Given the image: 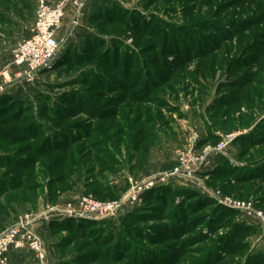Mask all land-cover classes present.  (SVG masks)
I'll return each instance as SVG.
<instances>
[{
  "label": "rangeland",
  "instance_id": "374dc122",
  "mask_svg": "<svg viewBox=\"0 0 264 264\" xmlns=\"http://www.w3.org/2000/svg\"><path fill=\"white\" fill-rule=\"evenodd\" d=\"M4 12L0 68L30 31L10 25L3 35L7 17L24 18L12 7ZM78 19L49 67L0 95V212L11 197L12 223L84 198L118 203L133 185L174 169L179 150L200 154L206 139L216 146L233 137L221 157L264 160V0H95ZM253 77L259 88L249 85ZM198 174L194 182L171 178L162 194L146 191L134 204L124 200L102 225L65 219L67 231L51 227L50 240L62 246L57 259L264 264L261 234H249L251 225L215 197L246 199L264 212V180L232 185ZM70 220L84 227L76 232ZM48 222L59 221L42 219L38 228Z\"/></svg>",
  "mask_w": 264,
  "mask_h": 264
},
{
  "label": "built area",
  "instance_id": "2783aa9c",
  "mask_svg": "<svg viewBox=\"0 0 264 264\" xmlns=\"http://www.w3.org/2000/svg\"><path fill=\"white\" fill-rule=\"evenodd\" d=\"M35 3V16L29 36L21 40L13 49L11 63L0 68V95L15 83H32L42 70L54 62L70 34H59L66 7L71 4L74 8L71 27H75L85 0L58 2L35 0ZM232 139L233 137H227L216 146L205 145L200 154H195L193 146L179 150L176 153L177 166L174 169L162 175L152 176L142 184L133 185L118 203L98 204L90 198H84L76 205L54 207L36 215L20 216L11 226L0 232V264H9L7 253L10 249L28 252L35 264H49L47 250L37 232L42 219L96 222L111 220L117 215L119 205L124 200L134 204L141 194L166 185L171 178H183L186 182H194L195 174L202 169L208 156L211 154L223 156L225 148ZM215 197L221 205L236 211L243 220L259 229L261 238H264V212L257 209L250 201L222 197L219 193H215Z\"/></svg>",
  "mask_w": 264,
  "mask_h": 264
},
{
  "label": "crops",
  "instance_id": "0c3cea01",
  "mask_svg": "<svg viewBox=\"0 0 264 264\" xmlns=\"http://www.w3.org/2000/svg\"><path fill=\"white\" fill-rule=\"evenodd\" d=\"M12 1H14L15 4H12L10 7L14 8L18 13L24 14V18H21V16H18L16 18H14L13 16H11L9 18L7 17L6 18L7 22L5 23V26L2 29L3 35H5V33H6V32H4V28H9L10 25H11V27H10L11 29H14L16 27H20V28L23 27L24 29H28V28L30 29L32 24H33V21H34L35 9H36L35 0H12ZM51 1L58 2L59 0H51ZM94 4H95V0H85V4H84V8H83L82 12H85V10L90 11ZM10 7L8 5H6V3H0V14L5 13L4 9H9ZM73 19H74V8L72 7L71 4H69L66 7L65 16L63 19V22L65 23V24L64 23L63 24H64L65 29H66V31L64 33H70L69 36H71V34L73 33V29L75 28V27H71V22ZM78 20H77V22H78ZM0 28H2V27L0 26ZM28 36H29V34L25 35L26 38ZM12 51H11L10 58L6 60V62H8L7 65H9L11 63ZM244 133H247V132H244ZM227 157L228 156H226V158ZM228 159L231 162L238 164V162L236 160L231 159L229 157H228ZM218 160H219L218 156H215L214 158H211V159L210 158L207 159V162L204 164L202 169L199 171V174L211 171L218 164ZM208 167H210V168H208ZM11 206H10V209H8V207H4L0 212V232L13 224L11 221V218L8 217V213H12V207ZM63 221H65V220H60L59 222H55V223H61ZM51 223H54V222H51ZM50 224H49V222L43 224L41 227L38 228L37 232H38V234H39V236H40V238H41L42 242L44 243L45 248L47 250L48 263L49 264H61V262H64L65 260H58L57 258L60 255L56 254V251H58L57 248H62V246H61V244H58L57 242L56 243L52 242L50 240V238L52 237V233H54V232H52V230H50L51 229ZM250 225L253 226L252 224H250ZM253 227H255V226H253ZM53 231H55V230H53ZM257 231L261 234V231L259 229H257ZM47 236H48V238H47ZM261 240H262L261 243H264V238L263 239L261 238ZM7 258H8L9 264H35V262L32 259V256L28 252H25V251L10 249L7 253Z\"/></svg>",
  "mask_w": 264,
  "mask_h": 264
},
{
  "label": "trees",
  "instance_id": "16d2710c",
  "mask_svg": "<svg viewBox=\"0 0 264 264\" xmlns=\"http://www.w3.org/2000/svg\"><path fill=\"white\" fill-rule=\"evenodd\" d=\"M258 73H262V72L259 71ZM253 80H254V77L250 81L249 85L255 86V87L257 86L259 88V86H261V83L262 82H260V81L255 82V85H254L252 83ZM0 101H1V99H0ZM235 101H230L228 104L229 105H231V104H234L235 105V104L238 103V100L236 102ZM219 129H222V127H219ZM211 141H212L211 139L210 140H207L206 139V140L200 141V145H204V144L207 145ZM259 145H262V143L259 142V143L255 144L254 142H249L248 148H254V147H257ZM242 153H245V152H242ZM242 153L239 154L238 158H241L243 156ZM244 156H246V154H244ZM219 159H220V161L218 162V164L210 172H208V176L213 177L216 180H218L220 178H228L232 182V185H245V184H249L251 182H254V181H256L257 179H260V178L264 180V160L259 161V162H246V163H240V162L237 161L238 164L236 166L234 165L235 167H233V165H231L233 163L228 158L221 157L220 156ZM180 190L182 192H184V193H190V195H194V197L196 198V200L197 199H200V197L201 198L204 197V196H201L197 192H196V194H194L195 192L192 191V190H190V189H180ZM153 191L154 192H151V193L150 192L149 193L147 192L144 195H150V194H154V193L162 194L164 192V187L155 188ZM111 192L113 194L116 193V192H113V191H111ZM237 198L240 199V200H243L242 198H239V197H237ZM10 200H12L11 197H7L6 196V197L3 198V202L5 203V207L11 206L10 205ZM244 200H246V199H244ZM173 220H174V226H177L178 222H177L176 218L173 219ZM94 222H95V224L102 225V223H105L107 221H103V222H96V221H94ZM66 223H68V225L70 226V228L73 229L76 232H78V229L84 227V225L81 224L80 222H76L75 223V221H73V220L72 221L70 220V221H68ZM73 223H75V224H73ZM51 225H52L51 226L52 229H54L55 231H57V230L58 231H60V230L67 231L66 230L67 228H62L61 227L62 226L61 223H52ZM253 228L254 227L251 226V228H249L247 230V231H249L248 232L249 234L252 233V230H254ZM166 229H168V231L171 232L173 228L170 229V228L164 227V231ZM161 231H162V233H164L163 230H161ZM168 231L166 233H168ZM162 233H161V235H163ZM249 234H247V235H249ZM247 235H245L244 237H247ZM168 238H170L169 235L163 236V241H167ZM173 240L170 239V241H173ZM221 242L227 244L226 239L220 238V243H219L220 246H221ZM166 249H168V248L167 247H163L161 249V251L163 252L162 254H160L161 256H163V255L164 256L169 255V252L168 251H166L168 254H166V252L164 251ZM252 256L255 259L258 256H262V253H256V254H253ZM87 257H88V254H84L83 256H81L80 257V263L90 264V263H93L95 261V260H92L90 258L87 259ZM61 264H77V263L73 262V260H70V261L61 262Z\"/></svg>",
  "mask_w": 264,
  "mask_h": 264
}]
</instances>
